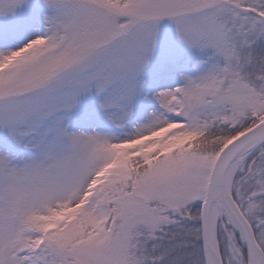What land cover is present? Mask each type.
<instances>
[{"label":"snow or ice","instance_id":"snow-or-ice-1","mask_svg":"<svg viewBox=\"0 0 264 264\" xmlns=\"http://www.w3.org/2000/svg\"><path fill=\"white\" fill-rule=\"evenodd\" d=\"M0 264H264V0H0Z\"/></svg>","mask_w":264,"mask_h":264}]
</instances>
